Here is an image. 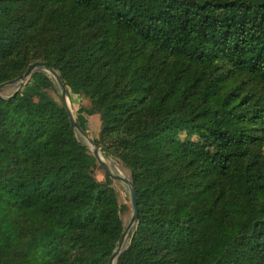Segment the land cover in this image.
<instances>
[{
  "label": "trees",
  "instance_id": "trees-1",
  "mask_svg": "<svg viewBox=\"0 0 264 264\" xmlns=\"http://www.w3.org/2000/svg\"><path fill=\"white\" fill-rule=\"evenodd\" d=\"M0 264H108L112 180L76 137L55 69L130 172L116 264H264V0H0Z\"/></svg>",
  "mask_w": 264,
  "mask_h": 264
},
{
  "label": "rangeland",
  "instance_id": "rangeland-1",
  "mask_svg": "<svg viewBox=\"0 0 264 264\" xmlns=\"http://www.w3.org/2000/svg\"><path fill=\"white\" fill-rule=\"evenodd\" d=\"M37 70V69H36ZM43 72L47 74V76L50 78V80L53 82L55 88L54 90L49 89L50 95L59 103L62 104L61 100V90L58 87L56 81L54 80L53 76L50 75L44 68L41 69ZM29 79H27L26 82L24 83H18L14 85H9L6 86L2 89H0V96L7 98L14 94V92L17 90L19 91L20 89L22 90L25 87V84L28 82ZM16 91V92H17ZM67 104L73 114V116L77 117V110L78 108L83 105V106H89V101L85 98H81L80 96L72 94L69 90H67ZM86 124H85V132L87 134V137L84 135L80 134L77 130L76 132V137L77 139L86 146L87 150L92 154L94 146L91 144V140L94 141L95 138L98 136V132L100 129V120L97 114L93 115H86ZM98 150L102 152L106 158H111L116 166V169L113 170L116 174L120 173L118 171L123 172V177L130 178V172L128 169H126L117 159L106 155L103 151H101L100 147L98 146ZM262 153L264 155V147L262 150ZM104 174L105 172L101 168V166L97 163V168L95 169V176L98 180L103 181L104 180ZM112 186L116 191L118 202L120 204V217L122 219L123 225L126 226V224L129 221V218L131 216V206H130V198H129V192H128V185L124 184L123 182L119 180H112ZM134 227H131V229L128 232V238L127 242L129 244L130 241V234L132 232ZM126 242V243H127Z\"/></svg>",
  "mask_w": 264,
  "mask_h": 264
},
{
  "label": "water",
  "instance_id": "water-1",
  "mask_svg": "<svg viewBox=\"0 0 264 264\" xmlns=\"http://www.w3.org/2000/svg\"><path fill=\"white\" fill-rule=\"evenodd\" d=\"M37 68H38L37 64H33V65L29 66V68H27V70L24 73H22L21 75L15 77L9 81L0 83V89L4 88L6 86H9V85H14V84L26 82L27 79H29L30 75ZM45 70L50 75L53 76L54 80L56 81L58 87L61 90L62 104H63V106H64V108H65V110L69 116V120L71 121L72 127L75 129V131L77 130L80 134L87 137L86 132L76 122L75 117L73 116V114H72V112H71V110L67 104L66 87H65L59 73L53 68H45ZM91 144L94 146L93 151H92V155L94 156L96 162L101 166V168L103 169L105 174H107L109 176V178H111L113 180H119V181L123 182L124 184L128 185V192H129L130 206H131L132 213H131V216L129 218L128 223L126 224V226H124V229L121 232L119 239L117 241L116 247H115L114 251L112 252V254L109 258V261H108V264H116L117 257L128 245V242L126 243V240H125L127 233L129 232L131 227L136 226V224L138 222V203H137L136 187H135L134 183L132 182L131 177L126 178V177H123V176L113 172V170L103 160H101V158L98 156V146L95 144V142L93 140H91Z\"/></svg>",
  "mask_w": 264,
  "mask_h": 264
},
{
  "label": "bare ground",
  "instance_id": "bare-ground-1",
  "mask_svg": "<svg viewBox=\"0 0 264 264\" xmlns=\"http://www.w3.org/2000/svg\"><path fill=\"white\" fill-rule=\"evenodd\" d=\"M68 96V94H67ZM98 156L101 158V160H103L112 170L116 169V166L113 162V160L111 158H106L105 155L100 152L98 150ZM120 173L121 176H123V172L122 171H118ZM127 238H128V233H127V236H126V242H127Z\"/></svg>",
  "mask_w": 264,
  "mask_h": 264
}]
</instances>
